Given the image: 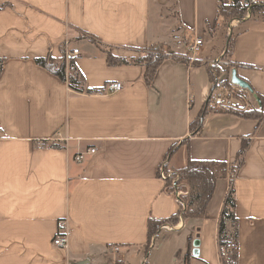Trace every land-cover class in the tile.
Listing matches in <instances>:
<instances>
[{
	"label": "crops",
	"instance_id": "obj_1",
	"mask_svg": "<svg viewBox=\"0 0 264 264\" xmlns=\"http://www.w3.org/2000/svg\"><path fill=\"white\" fill-rule=\"evenodd\" d=\"M229 3L0 0V264H219L218 223L230 184L236 263L264 264L263 20L241 21L229 54L237 75L262 98L261 118L206 107L212 83L204 62L225 45ZM195 37L204 39L197 64L166 58L149 85L142 67L111 66L105 54L131 58L161 46L188 58ZM66 42L78 50L69 58L82 93L35 63L60 59ZM115 82L122 90L97 93ZM204 109L201 130L192 134ZM243 139L249 145L242 166L216 181L204 216L160 227L150 246L148 221L178 208L160 167L178 171L189 159L233 164ZM59 221L66 222L63 249L52 243Z\"/></svg>",
	"mask_w": 264,
	"mask_h": 264
},
{
	"label": "trees",
	"instance_id": "obj_2",
	"mask_svg": "<svg viewBox=\"0 0 264 264\" xmlns=\"http://www.w3.org/2000/svg\"><path fill=\"white\" fill-rule=\"evenodd\" d=\"M252 3L251 0H230L228 7V18L230 21L237 19L239 22L243 21L247 16L250 19L263 20L264 21V3H257L256 0ZM4 5H0V10ZM231 41V40H230ZM231 43H229L230 45ZM150 52H155L149 54L144 52L139 57H115L110 52H105L108 64L111 66H140L143 68V80L146 85L152 83L157 69L162 64V62L169 57L178 59L182 62H188L187 57H177L175 55H169L163 53V48L161 46H150L148 48ZM231 49V45H230ZM197 60L191 62L192 64H197ZM35 63L44 68L52 75L57 77L61 82L67 83L68 87L78 93L84 92V83L82 76L78 73L76 66L74 65L72 58H66L64 51L60 59H55L51 55L45 58L35 59ZM206 64V63H205ZM208 72L210 76V81L213 83L216 79L218 73L217 68H210L207 64ZM75 70L74 76H67L66 70ZM233 68H235L233 66ZM1 70V66H0ZM87 93L93 91L86 90ZM263 106V100L261 97H256V104L246 111L232 113L228 110H217L211 109L215 112L234 114L244 119H256L261 118V109ZM207 113L206 109L200 113L198 118L191 125V132L195 134L201 130L203 118ZM46 144V143H45ZM44 145V144H42ZM249 145V139H243L241 148L237 154L236 161L233 164L228 165L225 162L217 161H195L188 160L186 165L176 171L178 176L177 189L180 190L181 196L180 200L184 203V207L178 202V208L176 212L168 219L154 221H148V236L151 239L157 234L160 227L164 225H175L179 218L184 221L189 219H200L204 216L208 203L214 192L215 183L218 179L232 178L236 170H238L243 164V157L245 151ZM49 148L60 149L62 146L59 143H49L47 145ZM165 189L168 193L174 194V188L171 186V181L166 179L164 182ZM235 209V199L234 190L232 185H229L228 192L224 199L223 207L220 213L219 223H218V246L221 256H224V251L228 249L231 244L237 246V219L234 213ZM237 253L233 254L232 257L227 261L228 264L236 262Z\"/></svg>",
	"mask_w": 264,
	"mask_h": 264
},
{
	"label": "built area",
	"instance_id": "obj_3",
	"mask_svg": "<svg viewBox=\"0 0 264 264\" xmlns=\"http://www.w3.org/2000/svg\"><path fill=\"white\" fill-rule=\"evenodd\" d=\"M252 3H254V0H251ZM204 45V39L201 37H195L192 44L188 47L189 52V61L193 62L198 59V56L200 55L201 49ZM64 53L66 58L68 59L71 57H77L78 56V50L73 49L72 51H69L67 49V42L64 43ZM219 63V62H218ZM217 63V64H218ZM214 64V62H213ZM216 66V65H215ZM212 68V66H209ZM220 70H218V73L216 75L215 81L212 83V87L210 90V94L208 96L206 107L209 109L212 108H220L230 111H236V112H243L249 109L250 107L254 106L256 104V97L254 94H251L247 92L246 90H243L239 88L238 86L232 84L230 82V71L233 68L229 65H222L220 66ZM123 85L121 83L115 82L110 83L104 86L103 89L99 90L97 93L101 95H109L112 93H116L120 90H122ZM96 152L95 149L88 150V154H94ZM75 160L77 162H81V154L76 155ZM158 176L161 180L164 182L166 179L169 178V175L166 172L165 165H162L160 169L158 170ZM181 191H175L174 196L177 199V202L184 207V203L180 200ZM66 226L65 221H59L57 223L58 231L56 237L53 239V245L58 248H66L67 247V236L64 233V227ZM165 229H171L168 227V225L163 226ZM154 240V236L150 239L149 245L152 246ZM238 250V246L231 244L226 251H224V256H221L220 254V262L219 264H228L227 261L230 257L233 256V254H236ZM112 252L115 254L119 252L118 247H113ZM231 264H237L236 262H233Z\"/></svg>",
	"mask_w": 264,
	"mask_h": 264
},
{
	"label": "rangeland",
	"instance_id": "obj_4",
	"mask_svg": "<svg viewBox=\"0 0 264 264\" xmlns=\"http://www.w3.org/2000/svg\"><path fill=\"white\" fill-rule=\"evenodd\" d=\"M240 22L237 20V19H234L232 21H230V26H229V29L226 31V35L224 37V41H225V45L224 47L222 48V50L220 49L219 53H218V56H216L215 58L213 59H209V60H206L204 63H206L208 66H212V69L213 67L214 68H217L218 70H220V66L222 65H229V66H232L231 65V62L229 61V54H230V40L234 34V30L235 28L237 27V25L239 24ZM233 24V25H232ZM147 50L148 52H150L149 49H146L144 51H142L141 53L139 54H136L134 57H139L141 54H143L144 52L147 53ZM163 53L166 54V52L164 50H162ZM155 52H150L149 54H153ZM188 56V54H187ZM214 62V64H213ZM219 62V63H218ZM218 63V64H217ZM216 65V66H215ZM213 109V108H212ZM214 109H217V110H222L220 108H214ZM225 110V109H223ZM230 111V110H228ZM232 113H235L236 111H231ZM167 174L169 175V180L171 181V186H173L174 188V191H180L177 189V184L176 182L178 181V176H177V172L176 171H171V170H166ZM165 233V234H164ZM167 234H166V231L163 230V234L161 235V237L159 238V240L164 241V239L166 238ZM163 237H165L163 239ZM167 242H165V245H166ZM158 252H162L164 250H157ZM156 253V251H155ZM153 253V255L155 254Z\"/></svg>",
	"mask_w": 264,
	"mask_h": 264
},
{
	"label": "water",
	"instance_id": "obj_5",
	"mask_svg": "<svg viewBox=\"0 0 264 264\" xmlns=\"http://www.w3.org/2000/svg\"><path fill=\"white\" fill-rule=\"evenodd\" d=\"M230 82L236 86H238L239 88L246 90L247 92L253 94L252 88L250 87V85L243 79H241L238 75H237V71L235 68H232L230 71ZM193 246L196 248L198 246L197 242H194Z\"/></svg>",
	"mask_w": 264,
	"mask_h": 264
}]
</instances>
